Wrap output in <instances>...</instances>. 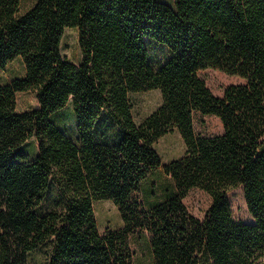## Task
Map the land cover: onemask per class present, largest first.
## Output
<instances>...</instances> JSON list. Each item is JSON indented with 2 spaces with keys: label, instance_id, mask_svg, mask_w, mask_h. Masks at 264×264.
Wrapping results in <instances>:
<instances>
[{
  "label": "trees",
  "instance_id": "1",
  "mask_svg": "<svg viewBox=\"0 0 264 264\" xmlns=\"http://www.w3.org/2000/svg\"><path fill=\"white\" fill-rule=\"evenodd\" d=\"M68 28L77 63L61 52ZM154 44L168 52L158 67ZM16 58L22 77L0 83V264H27L38 248L44 264H131L128 237L143 233L151 264H264V0H35L24 12L0 0V70ZM205 69L242 82L216 96ZM152 89L161 104L136 123L130 94ZM24 91L38 105L18 111ZM69 102L75 139L51 120ZM197 113L218 117L222 132L197 136ZM103 116L119 131L111 144L96 139ZM173 131L185 151L162 163L153 144ZM30 138L37 153L20 161ZM237 186L252 222L231 216ZM194 187L212 198L202 219L182 202ZM102 199L121 228L99 231Z\"/></svg>",
  "mask_w": 264,
  "mask_h": 264
},
{
  "label": "rangeland",
  "instance_id": "2",
  "mask_svg": "<svg viewBox=\"0 0 264 264\" xmlns=\"http://www.w3.org/2000/svg\"><path fill=\"white\" fill-rule=\"evenodd\" d=\"M169 6H173V0H158ZM35 2V0H20V11L24 12ZM61 52L71 62L77 63L80 59V51L77 42V32L74 28L65 30L61 39ZM168 56L164 45L154 44L151 47L150 63L158 67ZM23 64L19 58H16L5 68L0 70V83L6 84L14 78L22 77ZM199 77L205 82L206 86L216 96H222L226 87L232 84L241 83L242 80L237 76L228 75L224 72L205 69L198 73ZM130 102L133 117L136 123H140L147 115L154 111L161 104V94L158 89H152L130 94ZM37 101L33 91H24L16 94V109L18 111L31 110L37 107ZM51 120L68 136L75 139L77 136V126L72 105L69 102L61 110L51 116ZM194 132L197 136L210 137L222 132V125L218 117L214 115L195 114ZM119 135L117 127L110 119L103 116L96 128V139L100 142L111 144L116 141ZM153 148L160 156L162 163H167L183 155L185 151L184 142L178 131H173L160 137ZM20 161L29 162L37 153V143L35 138H30L20 148ZM162 174H155L153 179H162ZM57 197V192L52 189L46 205L51 203ZM229 202L231 216L235 221L252 222L253 219L247 209L242 187L237 186L226 193ZM187 211L193 216L202 219L212 198L210 194L198 187L188 191L182 199ZM95 217L98 229L101 233L109 230H115L122 227L123 222L118 207L109 199L97 200L94 202ZM128 242L132 251L131 264H151L153 253L148 234L129 235ZM45 252L43 248H38L28 254L27 264H44Z\"/></svg>",
  "mask_w": 264,
  "mask_h": 264
}]
</instances>
